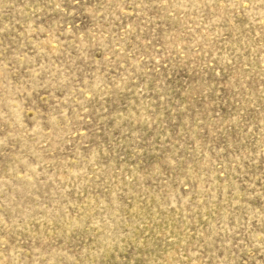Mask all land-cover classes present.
Listing matches in <instances>:
<instances>
[{"label":"rangeland","instance_id":"rangeland-1","mask_svg":"<svg viewBox=\"0 0 264 264\" xmlns=\"http://www.w3.org/2000/svg\"><path fill=\"white\" fill-rule=\"evenodd\" d=\"M0 264H264V0H0Z\"/></svg>","mask_w":264,"mask_h":264}]
</instances>
